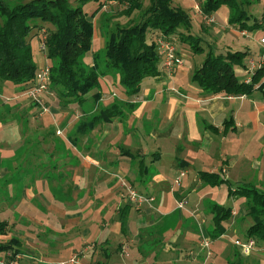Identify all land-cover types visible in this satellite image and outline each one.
Returning a JSON list of instances; mask_svg holds the SVG:
<instances>
[{
  "label": "crops",
  "instance_id": "1",
  "mask_svg": "<svg viewBox=\"0 0 264 264\" xmlns=\"http://www.w3.org/2000/svg\"><path fill=\"white\" fill-rule=\"evenodd\" d=\"M115 3L116 1H109V5L106 3L93 18V41L95 38L100 37L103 39V44L106 45L108 36L107 33L103 32V27L108 21V17H110L108 14L112 15L111 9ZM96 8L91 12H87L92 14ZM96 24L100 25L99 33H96ZM228 26L234 32L244 34V30L232 27L229 24ZM193 33L196 34L195 32ZM149 34L153 39L154 33L149 32ZM224 34L225 32L220 31V35L224 37ZM197 35L203 38L206 49L209 44L217 52H226L230 49L227 44L223 48L220 46L216 47L215 39L208 33ZM246 35H248V32ZM36 40L37 38L33 37L34 59L38 68H41L43 65L49 64L50 60L45 52L37 49V45L34 47L33 44ZM150 40L148 38L149 42ZM180 42L182 41L180 40ZM95 54L92 42V49L85 57L86 63L91 67H94L96 62ZM180 66V68L177 67L170 73L161 64L160 75L145 78L146 81H144L145 79L142 81L141 90L138 94L131 97L118 98L127 104L124 107V116L116 117L111 122L99 123L90 132L76 130L84 117L93 114L99 104L107 106L114 102L117 94L113 92L110 95V87L119 81V74L111 73L101 76L99 80L102 97L94 102L93 94L95 91H93L82 106L78 103L70 104L68 107L60 106L56 95L50 89L46 95V104L48 108L49 105H52V109L60 113L59 118L52 116L53 125L47 128L43 124H39L37 130L32 131L28 136L24 135L18 142L21 146L16 145L17 151L15 153L12 151L14 147H12L11 138L7 139L4 137L0 139V173L2 177L6 176L10 169H13V163L17 173L24 172L23 166H33L36 160L34 151L41 149V144L43 143L46 144V149H49L50 152H59L61 156H57L55 159L62 157L61 165H71L69 170H72L73 164L78 163L88 169H91L92 166H100L101 170L105 171L109 176L104 173V177L107 176L104 184H57L56 186L53 184H42L40 186L25 184L23 187L20 184V188L22 187L21 201H24L27 205L32 204L34 200L39 203L36 196L39 189L44 190L46 196H48V189L51 190L54 187L64 189L65 193L61 194V196H64L62 198L63 203L61 202V205L49 204L53 214L57 217L59 216L63 221L87 223L96 214V219L99 221H103L105 216L112 218L109 231L99 224L98 230L96 228L92 229V227L82 229L80 232L82 238L80 246L83 243L84 245L80 252L83 256L81 259L79 258L80 262L78 264H215L213 253H208V246H204V242L208 240L210 242L209 247L213 243V239L210 236L211 231L214 229V213L211 206L215 202L209 196L215 193L214 190L218 186L212 187L208 185L207 183L209 182L201 178L198 172H201V170L210 172V170H218L221 167L224 178L230 183L232 176L226 173V166H224L225 163L228 164L230 157L232 159L230 162L232 169L235 166L236 169L239 166L241 170L247 167L251 160L244 155V153L246 154V149L252 145V142L256 141V143L261 144L260 142L264 141V122L258 116L263 109L261 104L263 102L261 101H264V97L256 101L254 98H250L249 95L211 94L205 92L201 87L197 88L193 85L178 89L171 85L163 87L161 81H165L167 75H169L168 78L170 79L172 74L174 75L180 71L187 73V71L181 70L183 64ZM249 78L245 80L249 81ZM152 80L157 81L156 84L153 85ZM3 86H5V82L0 83V89ZM18 86H20V89L16 90V94L11 97L8 96L10 97L11 105L3 104L1 99L5 94L0 90V107L4 108L3 119H0V128H5L7 134V129L11 130L21 121L20 108L29 113L33 111L36 114L38 111L39 113L43 112L36 103L26 96L27 87ZM16 100H19L20 103H16ZM237 102H239V105L235 111L234 107ZM239 110H243V113L250 115L254 125L253 134L246 139L242 152L238 153L237 150L230 151L232 155H229V153L225 155L224 152H221L219 158L224 162L221 166L213 160L216 154L214 152V143L219 141V138L225 142V139L228 138L227 126L232 125V122H234L232 119L228 121L226 114L230 111L237 113ZM48 111H50V108ZM43 113H46V111ZM40 115L42 116L43 114ZM140 120L142 122L139 124ZM234 120L236 122L237 117ZM226 122L228 123L226 124ZM242 125L240 124L241 127ZM249 125L253 126L251 123ZM235 126L239 127L238 122L235 123ZM123 129L128 132H132L131 130L135 131L133 134L139 133L141 141L138 140L133 143L135 147H125L123 155L118 154L110 159L111 152L108 149V142L111 138L115 140ZM57 130H61V133H57ZM147 135L149 137H157L164 143L169 141L174 150L170 151L172 155H166L164 145L158 144L153 149L144 147L142 143L147 144L145 140ZM217 137L219 138L217 139ZM71 147L77 149L81 158H76L72 154ZM131 150H133V153ZM150 150H154L153 156L149 154L152 152ZM149 156H151L150 161L148 159ZM167 158L172 159L170 161L172 163L170 165L171 169L176 168L174 172L171 170L172 173L168 172V169L161 170L157 167V165L168 167ZM226 158L227 161H225ZM30 161H33V164H30ZM55 161L52 160L49 165L57 166ZM103 162H107V166H102ZM182 162L183 164L181 165ZM35 167H42L41 169L45 171L49 166L36 164ZM261 167L262 165H260V171ZM130 169L135 170L134 181L129 177L131 176ZM182 171H185V175L182 176L179 183H176V177ZM31 172L34 173L33 168L29 169V173ZM194 172H197L196 175L192 174ZM78 175L79 169H74L73 178L78 179ZM125 179L130 180L129 184L132 188L146 196H155V200L150 203L144 202L141 205L132 202L128 197L127 189L122 185V181ZM234 180L238 183L247 182L245 179L239 178V176H235ZM172 184H178V186H172ZM89 185L95 186V192L88 191ZM100 189L103 191L100 192ZM0 195H5V190L3 191L1 187ZM3 197L5 198V196ZM183 200H185L186 204L181 207L179 204ZM89 202H95L101 206L99 209L97 207L91 209L84 217L85 213L83 210ZM0 203H2L1 200ZM126 205L129 207L128 210L125 207ZM186 205L187 211H183L181 208ZM122 211L127 215L125 232L121 230ZM25 214L28 215V213ZM102 214H104V217H101ZM1 215L3 219L0 220L7 222L5 232L20 237L24 242L30 243L32 247L38 248L35 251L32 249L23 250V253L35 257V259L27 258L28 264H47L44 260H51L48 253L57 252L55 251L56 247L54 248V240L47 238L48 242L46 241L42 245L36 243L37 235H35V232L38 231L39 227L45 225L43 221L32 217L33 227L29 231L31 232L29 236L24 231L29 230V226L25 227L22 225L24 217L22 219L12 214L8 215V213H1ZM231 216V219L224 223L227 230L220 236L221 238L228 232L238 233L239 231L240 224L238 222L242 218L241 213L239 214L232 210ZM13 217H16V224L13 223ZM246 228H244L245 231ZM48 230L54 231V228H48ZM70 245L72 248L70 257H73V254L78 252V250L72 243ZM240 249L237 252L243 254L242 249ZM163 252L168 255L163 254ZM28 259L32 262L29 263ZM23 260L25 261L26 259ZM24 263L27 264L26 262Z\"/></svg>",
  "mask_w": 264,
  "mask_h": 264
},
{
  "label": "trees",
  "instance_id": "2",
  "mask_svg": "<svg viewBox=\"0 0 264 264\" xmlns=\"http://www.w3.org/2000/svg\"><path fill=\"white\" fill-rule=\"evenodd\" d=\"M92 0H0V83L6 80L16 85L32 87L39 68L34 59L32 39L44 40L45 52L50 60L49 87L62 107L78 103L83 105L93 94L98 101L100 77L119 74L121 85L130 95L138 94L146 77L160 75L161 54L156 39L148 41L147 35L153 32L156 37L179 35L183 43L190 45L194 52L206 51L202 64L193 74V80L207 93L226 95H251L260 90L264 97V66L256 68L249 81L241 80L235 72V64L243 63L247 50L217 52L212 46L204 47L203 38L192 32L191 16L174 0H110L123 5L120 15L132 16L138 12L140 18L126 26H118L112 33L107 30L105 55L102 62L96 53L94 67L88 65L85 57L92 49L94 35L93 18L106 4L98 1L91 14L85 5ZM258 0H204L200 5L204 14L215 13L222 5L230 7L228 23L240 30H253L259 22L248 24L251 15L248 5ZM48 24V25H47ZM111 31V30H109ZM46 36L45 39L43 37ZM127 104L116 99L107 106L98 105L97 110L80 122L76 131H92L99 123L111 122L125 115ZM183 162L181 163V165ZM201 178L214 186L229 182L218 177V173L201 171ZM230 194L247 198V213L253 222L246 228L247 239L264 241V190L252 183L238 185ZM128 210V205L125 206ZM125 207H123L125 209ZM122 208V209H123ZM214 229L211 237L223 235L230 220L232 207L214 203ZM125 211V210H124ZM7 222L0 220V232L4 233ZM127 215L122 211L121 230L126 231ZM22 239L12 235L8 242H0V253L15 257L23 253ZM10 253V254H9ZM239 252L236 253V256ZM231 264H242L238 259Z\"/></svg>",
  "mask_w": 264,
  "mask_h": 264
},
{
  "label": "rangeland",
  "instance_id": "3",
  "mask_svg": "<svg viewBox=\"0 0 264 264\" xmlns=\"http://www.w3.org/2000/svg\"><path fill=\"white\" fill-rule=\"evenodd\" d=\"M12 1L14 2L16 0H12ZM109 1L110 0H104V3L108 4ZM203 1L204 0H174V4L183 7L186 11L190 13L192 31L195 32L196 34L208 33L215 39L216 47L220 46L223 48L226 46L225 44H227L230 48L229 49L230 51L235 52V51L247 50L248 53L245 55L243 63H236L234 68H235V72L237 73V75L240 77L241 80H245L246 78L248 79L249 77L251 78L253 74V71L250 70V60L251 59H253L256 62V64H259L262 62V65L264 66V56L262 57V55L264 54V42L262 41V38H264V0H258L248 5V8H247L248 13L251 15V18L248 19V24H253L257 21L259 22V25L255 27L253 30H249L247 28L244 29V31L248 32V35L238 34L234 32L232 28L228 26L230 7L227 4L222 5L215 12L214 14L215 20L209 23L208 20L203 18V13H201L200 5H202ZM148 3L149 1L146 0V4ZM97 6H98V1L92 0L85 5V10L88 12H91ZM122 8H123V5L120 4L119 2H116L113 5V8L111 9L112 15L108 14V16L110 17H108L109 19L103 27V32L107 33L108 31L109 33L110 32L112 33L114 30H117L118 26H126L132 21H136L140 18V15L138 12H134L132 16L130 17L125 16V15H120L119 12L121 11ZM99 28H100V25L96 24V33L100 32ZM220 31L225 32L224 37L220 35ZM171 37L174 38L173 40L174 42H176L177 49L179 50L178 52L183 59V66L181 70H185L187 71V73H183L182 71H180L174 75L172 74L170 76V79L168 78L169 75H167L165 81H161L162 86L164 87L167 85H171L178 89L180 87L187 88L193 85L199 88L200 86L198 85V83L193 80V74L195 70L197 69V67H199L204 61L207 55L206 51L194 52V50L190 47V45H186L180 42V38L178 34L171 35ZM148 38L152 40L151 35L149 33H148ZM153 39L157 40L158 37L154 36ZM33 45L34 47L37 45V49L40 50L39 48L40 42L38 43V41L36 40ZM105 46L106 45L103 44V39H101L100 37L94 39L93 51H95L98 54L99 60L101 62L105 55ZM178 67L180 68L181 66H178ZM255 70L256 69H254V71ZM146 79L144 81H146ZM261 81H264V74L261 78ZM156 82L157 81L152 80L153 85L156 84ZM3 87L0 90L5 95L1 100L3 104L4 103L10 104L9 98L16 94V90L20 89V86L14 84L11 81L6 80L5 86ZM110 88H111L110 95L113 92H115L117 94V98L133 96L127 93L126 88L123 85H121L120 81H117V83H115ZM46 95L47 94H45V98H46ZM107 95H108V92H107ZM249 97L254 98L256 101H259L260 98L263 97V95L260 90H255L251 95H249ZM117 98H114V101ZM261 102H263L261 103L263 109L260 111V114L258 116L264 122V101H261ZM16 103H20V101L16 100ZM238 105H239V102L235 104V107H234L235 111ZM49 108H50V111H46V113H43V112L39 113L38 111L37 114L34 113V111L32 113H29L26 110L24 111L23 108H20L19 115H20L21 121L18 122L13 128H11V130L7 129L8 134L6 133L5 128H0V137H1L0 139L4 137H6L7 139L11 138L12 147H14L12 148V151L15 153L17 151L16 145L18 144V146H21L20 143L18 142H20V140L23 138L24 135L28 136L32 131L37 130V126L39 124H43L45 127L48 128L49 126L53 125L52 121H54L53 120L54 116L59 118L60 113L53 110L52 105H49ZM3 111H4V108L0 107V115H1L0 119L1 120L3 119V116H2ZM40 114H43V115L41 116ZM243 116H247V117H243ZM236 117H237L236 122H238L239 127L235 126L236 122L234 118ZM226 119H228V121H231L232 119L235 122V123L232 122V125L227 126L228 127V131H227L228 138L225 139V142L227 141V143L222 141V139L219 137H217V139L219 138V141H216V143H214V152L216 154L214 155L213 160L215 163H219L221 166L224 164V162L223 160L219 158L220 153L224 152L225 155L227 153H229V155H232L230 154V151L237 150L238 153L242 152L246 144V139L251 134H253V129H254V125L250 118V115L248 113H243V110H239L237 111V113H235L234 111H230L229 113L226 114ZM141 122L142 120H140L139 124ZM227 123L228 122H226V124ZM250 123L253 126H250L249 125ZM240 124H243L242 127L240 126ZM224 129H225V126H224ZM131 131L132 132H128L125 129H123L122 132L119 134V136L115 138V140L114 138H111V140L108 142V145H109L108 149L111 152L110 159L117 156L118 154L123 155V151L125 147L127 146L135 147L133 143H136L138 140L141 141L140 134L139 133L133 134V132L135 131L133 130ZM224 135H225V132H224ZM145 140L147 144L145 145L144 143H142V145H144V147L148 149H153L156 145L159 144V145H164L165 147L164 152L166 153V155H172L170 151H174L169 141L164 143L161 139L154 137V136L149 137V135L145 136ZM24 143H26V141H24ZM260 143L261 144H258L256 143V141L252 142V145L246 149V154L244 153V155L246 158H249L251 162L247 165V167L244 170H241L239 166L237 169H236V166L232 169L231 163H230L232 159L231 157L230 159H228L229 160L228 164L225 163L224 166H226V173L232 176L230 179L232 181H230V183L224 182L219 185H215V186H218L214 190L215 193L209 196V198L211 197L212 199H214L213 202L215 203L223 204L225 206H231L236 213H239V214L241 213V217H242L240 221L238 222L240 224L238 233L228 232L222 238L221 237L212 238L213 243L211 247L208 246V253L210 254L213 253L215 264H231V261H234L235 259L240 260L242 264H264V241L263 240L252 239L255 241V244L253 245L251 252L248 253V255L243 256V254L245 253L243 254L239 253L236 256L237 250L240 249V246L236 244V242L237 240L242 241V242L248 241L246 238L247 236L245 234L246 231L244 230V228L249 227L252 224L253 220L251 216L246 215L247 198L242 195H234V194L231 195L230 194L231 189L234 190L236 189L238 185L242 184L234 180L235 176H239V178L245 179V181L251 182L253 185L258 187L259 189L264 190V141ZM132 151L133 150H131V152ZM150 151L152 152L149 154L152 155L154 150H150ZM71 152L72 154H74L76 158H81V155L78 153L77 149H75L74 147H71ZM34 155L36 156L35 164L33 166H29V165L23 166L22 167V169L24 170L23 173L16 172V167H14V163H13V169H10V172L6 176L2 177V174L0 173V178L2 177L0 179V187L3 191L5 190V195H0V200L2 201V203H0V219H3V217H1L2 216L1 213L2 214L8 213V215L12 214L13 216H18L19 218H22V219L24 217V219L22 220V225H24L25 227L29 226V230L28 229L24 230L29 236L31 235V232L29 231L33 227L32 217L38 218L39 221L40 220L43 221L45 225L43 227H39L38 231L35 232V235H37L36 243H39L40 245H42L44 242L46 241L48 242L47 238H49V240L52 239L54 240V244H55L54 248L56 247L55 251H57L55 253L54 252L48 253L50 254L51 260L49 261L44 260L46 263L58 264L60 262H67L71 260L72 257L70 256L72 255V248H71L70 243H72L73 246L75 245V247H77V250H78V252H75L73 254L74 257L76 256V258L81 259L83 254L80 252V249L84 245L83 243L80 246V240H82L80 232L82 231V229L85 227H92V229L96 228V230H98L99 225L100 226L103 225L104 229L109 231L111 229L110 223L112 222V218L110 216L104 217V214H102L101 217H104V219L103 221H99L96 219V215H97L96 214L94 217L90 218L87 221V223H83V222L74 223V222L63 221L61 218H59V216L57 217L53 214L52 208H49L50 203H55L58 205H61V202L63 203L62 198L64 196H61V194L65 193V190L57 189L54 186H56L57 184H83V183L84 184H104L108 175L105 171L101 170L100 166L99 167L92 166L91 169H88L87 167H84L83 165L79 163L73 164V168H71L72 170H69L71 165L69 166L68 164L61 165L62 157L57 160L55 159L57 156H61L59 152L57 151L50 152L49 149H46V144L44 143L41 144V149L34 151ZM148 159L150 161L151 156H149ZM167 159L168 160L166 161L168 162V167H165V165H162V166L157 165V167L160 168L161 170L168 169V172L172 173V171L174 172L176 168L171 169L170 165L172 163L170 161H172V159L170 158H167ZM52 160L53 161L56 160L55 163H57V166L49 165V163ZM225 161H227V158ZM27 162L29 161L27 160ZM30 164H33V161H30ZM36 164L37 165L46 164L49 167H47L46 168L47 170L44 171L41 169L42 167H35ZM260 165H262L261 171L259 169ZM102 166H107V162H103ZM31 168L34 169V173L32 172L29 173V169ZM74 169H79L78 179L73 178ZM203 171H207V170H203ZM210 172H214L216 174L218 173V177L224 178V173L222 172L221 167L218 170H213V171L210 170ZM104 173L107 175L106 177H104ZM130 173H131L130 174L131 176L129 177L133 179L134 181L135 170L130 169ZM196 173L197 172H194L192 174L196 175ZM198 175H200V171L198 172ZM123 181H125L127 184L130 183V180L128 181L125 179ZM123 181H122V184H124ZM20 184L22 185V187L25 184H34L35 186H40L42 184H51V185L53 184L54 188L53 189L51 188V190L49 189L47 190L48 196H50V192H51L50 197L45 195L44 190L39 189L36 195L38 197L39 203L36 200H34L32 201V204L27 205L24 201L23 202L21 201L22 187L20 188ZM138 184H141V183H138ZM207 184L212 187L214 186L211 182ZM172 186H178V184L176 185L172 184ZM88 191L95 192V186L89 185ZM102 191L103 190L100 189V192ZM3 196H5V198ZM183 202H184L183 204L184 206L186 202L185 200H183ZM100 206H101L100 204H97L95 202L87 203L86 207L83 210L85 213L84 217L91 209H95L96 207L99 209ZM186 207L187 205L181 209L183 211H187ZM25 213H28V215ZM12 219H13V223L16 224V217H13ZM104 222L106 223L104 224ZM226 222L228 221H225L224 223ZM52 227L54 228V231L48 230V228H52ZM12 235L13 234L9 232H4V233L0 232V242L5 243V242L10 241L12 239ZM22 246H23V249H26V250L27 249H32L34 251L38 250L37 247L34 248L30 245V243L24 242L23 240H22ZM163 254L166 255L167 253L163 252ZM4 255H5L4 252L0 253V257ZM5 259L10 260L11 256L7 255ZM24 259L26 260L24 261L23 259H21V262L23 264H25L24 262L27 263V258H24ZM28 262L31 263L32 261L28 259ZM75 264H78V263H75Z\"/></svg>",
  "mask_w": 264,
  "mask_h": 264
},
{
  "label": "built area",
  "instance_id": "4",
  "mask_svg": "<svg viewBox=\"0 0 264 264\" xmlns=\"http://www.w3.org/2000/svg\"><path fill=\"white\" fill-rule=\"evenodd\" d=\"M201 13H203V11L201 10ZM203 18L208 20L209 23L213 22L215 20L214 15L213 14H204L203 13ZM244 34H247V31H243ZM46 36L43 37V39H45ZM174 38L172 37H166L163 35L158 36V39L156 40L158 48H159V52L161 54V61H162V66L168 70L170 73L173 72V70L175 68H177L178 66L183 64V59L180 56L178 50H177V46H176V42H174L173 40ZM262 41L264 42V38H262ZM40 50L43 52L47 51V45L46 42L44 40L40 41ZM262 62L259 64H256V62L251 59L250 60V70H252L254 72V69L261 67ZM50 65L46 64L45 66H42L41 68H39L38 72L36 73V80L35 83L32 87L28 88L25 92L26 96H28L34 103H36L43 112L48 111L49 108L46 104V98H45V94H47L50 90ZM250 80V78H249ZM57 133H61V130H57ZM185 175V171H182L180 173V175L176 178V182H180L182 176ZM124 184H122L126 189H127V194L129 199L132 202H136L139 205H141L144 202H151L153 200H155V196H146L140 192H138L137 190H135L134 188L131 187L130 184H127L125 181H123ZM184 202H180V206H183ZM209 241H205L204 245L205 246H209ZM236 244H238L241 249L242 252L245 254H248L251 252V249L253 247V245L255 244L254 240H248L247 242H242L237 240ZM11 256V255H10ZM24 258H32L35 259V257L32 255H28L26 253H19L17 254L15 257H11V261L10 260H6L5 258L0 257V264H23L21 262V259ZM75 264V263H79V258H76V256L72 257L71 260L67 261V262H60L58 264ZM47 264H51V263H47Z\"/></svg>",
  "mask_w": 264,
  "mask_h": 264
}]
</instances>
